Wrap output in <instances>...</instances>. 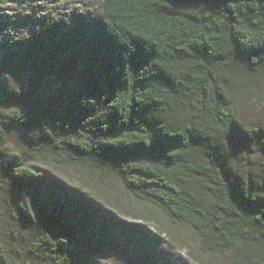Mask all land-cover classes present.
<instances>
[{
	"label": "trees",
	"instance_id": "16d2710c",
	"mask_svg": "<svg viewBox=\"0 0 264 264\" xmlns=\"http://www.w3.org/2000/svg\"><path fill=\"white\" fill-rule=\"evenodd\" d=\"M17 53L34 86L71 80L40 107L18 96L29 139L0 159L7 191L36 186L37 160L99 171L186 223L198 252L264 264V172L234 159L260 135L237 115L235 71H264V0H99L86 18L44 16ZM16 211L0 264H90L87 207L38 191Z\"/></svg>",
	"mask_w": 264,
	"mask_h": 264
},
{
	"label": "rangeland",
	"instance_id": "374dc122",
	"mask_svg": "<svg viewBox=\"0 0 264 264\" xmlns=\"http://www.w3.org/2000/svg\"><path fill=\"white\" fill-rule=\"evenodd\" d=\"M98 3L99 0H0L1 160L8 161L28 144L29 134L12 119L19 107L18 96L27 95L25 107H40L48 100L60 99L61 86L71 80L44 76L34 86L33 74L19 60L20 43L33 35L36 23L44 16L86 18ZM235 73L248 83L245 87L237 75V115L246 126L257 127L260 135L248 144L239 145L234 159L243 163L242 168L264 172V71L251 74L237 68ZM33 167L41 176L30 190L17 187L7 191L0 181V232L5 236L14 235L16 226L21 228V223L12 216L18 213L17 205L30 212L34 193L45 191L83 205L92 214L90 235L96 251L90 264H231L228 256L198 252L186 223L174 221L153 205L136 200L115 177L46 160L34 161Z\"/></svg>",
	"mask_w": 264,
	"mask_h": 264
}]
</instances>
